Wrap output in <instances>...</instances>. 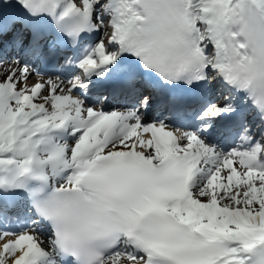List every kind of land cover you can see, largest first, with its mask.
Returning a JSON list of instances; mask_svg holds the SVG:
<instances>
[{
	"label": "snow or ice",
	"instance_id": "1",
	"mask_svg": "<svg viewBox=\"0 0 264 264\" xmlns=\"http://www.w3.org/2000/svg\"><path fill=\"white\" fill-rule=\"evenodd\" d=\"M0 264H264V0H0Z\"/></svg>",
	"mask_w": 264,
	"mask_h": 264
},
{
	"label": "bare ground",
	"instance_id": "2",
	"mask_svg": "<svg viewBox=\"0 0 264 264\" xmlns=\"http://www.w3.org/2000/svg\"><path fill=\"white\" fill-rule=\"evenodd\" d=\"M34 81L33 77L30 78V82Z\"/></svg>",
	"mask_w": 264,
	"mask_h": 264
}]
</instances>
